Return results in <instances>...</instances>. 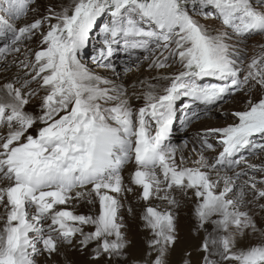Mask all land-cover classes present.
Returning a JSON list of instances; mask_svg holds the SVG:
<instances>
[{"label":"snow or ice","instance_id":"snow-or-ice-1","mask_svg":"<svg viewBox=\"0 0 264 264\" xmlns=\"http://www.w3.org/2000/svg\"><path fill=\"white\" fill-rule=\"evenodd\" d=\"M39 7L0 0V72L15 69L0 82V264H56L61 255L74 264L66 249L91 264H170L182 239L178 210L189 202L199 264H264L254 211L264 212V163L248 162L264 157V43L247 50L264 36V0ZM119 57L125 71L147 63L157 75L129 89L117 82ZM237 96L241 106L224 111ZM217 110L226 122L196 133L186 155L174 123L186 130ZM192 254L185 249L182 264Z\"/></svg>","mask_w":264,"mask_h":264},{"label":"rangeland","instance_id":"rangeland-1","mask_svg":"<svg viewBox=\"0 0 264 264\" xmlns=\"http://www.w3.org/2000/svg\"><path fill=\"white\" fill-rule=\"evenodd\" d=\"M54 3L57 4H64L67 5L71 2V0H53ZM49 3V0H38V4H39V11L40 13H43L45 10V6ZM33 17L30 14V16L28 17L29 20H31ZM213 23V22H210ZM23 24V21L21 22V26ZM98 31V30H97ZM96 39V41H95ZM94 43L93 45H96L98 43V37L96 35V38L93 39ZM248 54L249 56H251L253 54V52L255 51V49L253 48V45L259 44V43H264V36H255L253 39L249 40L248 42ZM25 47H31V48H35L36 47V42L35 40L29 42L28 45H25ZM92 50V49H91ZM22 58V57H21ZM86 60L88 58H85ZM122 60V57L119 58H114L115 62L118 65V71H120L121 73H123V80H117L118 83L120 82H128V81H135V80H139L140 76H144L146 79H151L153 76L157 75L156 70H149L147 63L142 64L139 67L133 66L131 67L128 71L124 70V66H123V62L122 61H117V60ZM15 72V69H11V71H7V72H0V76H5L3 77L5 80L9 79L12 75V73ZM101 74H104L101 72ZM139 74V75H138ZM110 75V74H109ZM2 78H0V82H3L5 80H1ZM246 97L243 96H237V98L235 100H232L230 102H228L226 105H224L223 110L224 111H232L237 107L241 106V102L243 100H245ZM135 103H140V102H135ZM227 106V107H225ZM211 115L200 119L198 121H195L192 125H190L186 130H181L180 124H179V119H177L176 124H175V128L173 130V142L176 143L177 145H182L184 140H188L189 141V145L192 147V141L195 138V134L198 132H201L203 129L207 128V127H201L199 126V128H196L193 125L198 124L201 121L204 120H208V119H214V120H218L220 122L225 123V118L220 114V111L217 110L213 113H210ZM179 115V118L181 117L180 112L177 113V116ZM230 122V121H228ZM222 123V124H223ZM214 126V125H213ZM193 158H196L194 156H192ZM249 163H253V164H261L264 163V157H251L248 159ZM132 171L131 167L127 168L124 172L123 175L125 177V180L127 182L128 176L130 174V172ZM261 176H257L256 179L259 180L261 179ZM258 187H260V185H258ZM90 205L86 204V203H79L76 206V211L79 213H87L90 210ZM192 208L193 205L189 202V203H185L178 211H179V228H180V235H181V243L180 245L175 248L170 256V264H182V260L184 258V253H185V249L187 248H192L193 249V254H192V264H199V261L201 259V256L203 255L202 253H197L194 249L196 246H198L199 244V240L198 239H193L192 237V233H191V228L193 226V219H192ZM2 209H0V213H2ZM254 211L257 213V221H258V226L260 227H264V212H260L258 209H254ZM0 223H2V221H0ZM88 230V229H86ZM186 230V231H185ZM209 231H211V228H209ZM132 235L134 236V238L136 240H138L140 242L141 248L143 246V240L145 237V233L140 231L139 227L138 228H133L132 227ZM186 235H188L190 238H188V240H186ZM204 233L202 232L200 234L201 238L203 237ZM259 239L258 236H253L251 238H245L243 240V244L242 246H246L248 244H254L257 242V240ZM91 248V246H90ZM67 252L68 257L70 258L71 261L74 262V264H91V262L88 259V255L87 253L85 254H81L80 252L74 251V250H70V249H66L65 250ZM90 251V249L88 250ZM135 254H142V252L140 253H135ZM64 255L58 256L55 258L56 260V264H64ZM37 264H52L51 261H48L45 259V257L41 256L37 258ZM101 264H104L103 261H101Z\"/></svg>","mask_w":264,"mask_h":264},{"label":"bare ground","instance_id":"bare-ground-1","mask_svg":"<svg viewBox=\"0 0 264 264\" xmlns=\"http://www.w3.org/2000/svg\"><path fill=\"white\" fill-rule=\"evenodd\" d=\"M102 73H103V72H102ZM138 75H139V74H138ZM3 77H5V76H0V78H2L1 80H5ZM143 79H146V78H145L144 76H140V79H139V80H143ZM139 80H138V81H139ZM138 81H137V80H135V81L131 80V81H128V82H120V83H123V84L125 85V87H128L129 89H131V86L134 85V84H136ZM3 82H4V81H3ZM118 82H119V81H118ZM137 91H142V89L138 88ZM134 104H135V101H134ZM225 107H227V106H225ZM180 115H181V113H180ZM210 115H211V114H210ZM178 118H179V115H178ZM222 123H223V122H220V121H218V120L208 119V120L201 121V122H199L198 124L193 125V126H195L196 128H199V126H201V127L203 128V127H212L213 125H214V126L222 125ZM175 124H176V122H175L174 125H173V130H174V128H175ZM223 124H224V123H223ZM190 149H191V146H188V148L185 149V154H186V155L191 156V151H190ZM178 155H179V153H178ZM256 158H257V157H256ZM192 159H195V158L192 157ZM127 202H130V203H137V202L135 201V198H134L131 194H129V201H127ZM156 203H158V201H157ZM90 208H91V207H90ZM131 227H133V228H138V227H139V221L137 220V222L134 223V224H132ZM185 231H186V230H185ZM186 236H187V237H186V240H188V238H190V237H189L188 235H186Z\"/></svg>","mask_w":264,"mask_h":264}]
</instances>
